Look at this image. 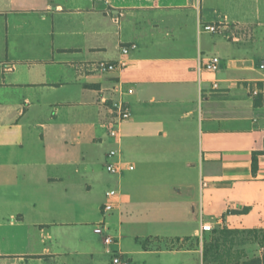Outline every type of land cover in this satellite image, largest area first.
<instances>
[{
  "label": "crops",
  "instance_id": "0c3cea01",
  "mask_svg": "<svg viewBox=\"0 0 264 264\" xmlns=\"http://www.w3.org/2000/svg\"><path fill=\"white\" fill-rule=\"evenodd\" d=\"M263 63L264 0H0V264H111L94 190L119 88L135 169L110 174V227L126 256L199 241L201 220L264 229Z\"/></svg>",
  "mask_w": 264,
  "mask_h": 264
},
{
  "label": "built area",
  "instance_id": "2783aa9c",
  "mask_svg": "<svg viewBox=\"0 0 264 264\" xmlns=\"http://www.w3.org/2000/svg\"><path fill=\"white\" fill-rule=\"evenodd\" d=\"M201 31L218 34L221 32L220 26L215 24H201ZM136 44H131L130 46L123 47V54H128L130 50L136 49ZM221 60L219 57H212L207 59L204 64V69L209 72H218L220 70ZM124 62L108 63V62H94L87 65L85 68L101 73L113 72L119 67H125ZM82 68V67H81ZM84 68V67H83ZM261 68L264 69V63L261 65ZM215 88L218 87V83L214 84ZM133 90L124 91L122 89L114 90V93L119 94V99L112 100L111 104V117L108 122L105 123V126L108 130L110 138L115 142L116 146L109 150L106 156V165L105 168L107 172L111 175H120L125 170L133 171L135 166L130 163H126L122 160V154L119 149V144L122 140L121 126L131 120L132 111L128 106L125 95L132 94ZM255 94L257 91L254 92ZM201 186L206 188L208 182L205 179H202ZM121 193L118 190L112 189L106 194V201L102 206L101 210V220L94 225L95 233L100 235L103 238L104 245L108 254L111 256V264H132L131 260L126 257L122 250L118 246V238L113 234L110 227V218L113 215L114 211L118 208L120 203ZM222 227V224H218ZM214 222H205L201 220V229L202 233H211L216 229Z\"/></svg>",
  "mask_w": 264,
  "mask_h": 264
},
{
  "label": "rangeland",
  "instance_id": "374dc122",
  "mask_svg": "<svg viewBox=\"0 0 264 264\" xmlns=\"http://www.w3.org/2000/svg\"><path fill=\"white\" fill-rule=\"evenodd\" d=\"M100 161L103 163V158H101ZM99 173L100 185L94 190V194L98 199L105 196V193L113 188L112 185L110 186L111 183L109 181V179H112V176L106 172L105 162L104 166H100ZM227 228L228 227L226 226H216L215 230H223ZM263 235V233L259 234V238L261 239H256L247 235L237 236L232 252L234 256L240 259L239 264H244V262L261 256L264 253ZM207 238L210 239L209 233H204L199 241L193 240L186 245L164 242L162 245L154 246L151 250L165 251L167 253H142L141 255H131L126 257L131 260L132 264H201L200 255L202 254L203 256V244ZM187 251H192V258L180 254V252L184 253ZM202 264H205L203 260Z\"/></svg>",
  "mask_w": 264,
  "mask_h": 264
},
{
  "label": "trees",
  "instance_id": "16d2710c",
  "mask_svg": "<svg viewBox=\"0 0 264 264\" xmlns=\"http://www.w3.org/2000/svg\"><path fill=\"white\" fill-rule=\"evenodd\" d=\"M259 92L257 105L264 102V84H253ZM261 153L255 152L253 155V174H257L259 168L258 156ZM249 212V208H245L242 213ZM264 234V229L240 230V229H223L214 230L210 234V239H205L203 244V261L205 264H239L240 259L234 256L232 249L237 240V236L247 235L256 239L259 234ZM245 237V236H244ZM262 240H264V235ZM244 264H264V253L261 256L244 262Z\"/></svg>",
  "mask_w": 264,
  "mask_h": 264
}]
</instances>
